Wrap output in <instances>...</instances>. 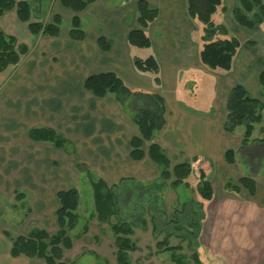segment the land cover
Listing matches in <instances>:
<instances>
[{"label":"crops","instance_id":"1","mask_svg":"<svg viewBox=\"0 0 264 264\" xmlns=\"http://www.w3.org/2000/svg\"><path fill=\"white\" fill-rule=\"evenodd\" d=\"M137 1L95 0L88 5L77 15L83 41L69 38L74 14L61 5L53 12L60 21L57 37L31 36L27 25L18 22L15 10L0 18V29L20 45L25 41L28 48L17 66L0 73V196L12 197L17 192L23 196L17 204L28 203V211L22 213L26 235L33 229L53 235L58 230L56 194L77 187L80 180L114 186L159 179V168L148 157L150 144H144L141 161L131 158V141L138 137L131 120V99L122 106L114 95L99 99L84 89L88 77L112 73L130 90L153 92L163 98L165 125L153 143L161 148L171 168L175 166L172 159L176 165L189 163L194 171L204 163L211 166L208 179L213 197L203 205L204 219L197 240L200 263L264 264V166L245 176L241 155L245 149L246 155L252 156L261 151L257 141L261 139L254 137L253 143L243 148L242 136L223 129L225 99L232 87L242 85L251 94L248 86L253 82L263 91L257 81L264 64L263 26L246 30L234 22L231 11L239 0H225V13L217 10L212 19L224 25L240 47L227 77L217 82L209 78L206 93L216 90L222 95L221 109L198 112L180 106L178 97L184 91L182 86L195 79L194 73H187L194 67L187 65L192 57L188 58L186 45L192 46L195 40L199 63L202 26L188 17L187 0H142L158 12L146 29L151 42L148 54L159 66L160 85L156 88L153 76L135 69L133 57H139L141 50L130 47L127 40L136 27ZM100 37L110 42L109 52L99 49ZM261 127L260 123L255 130L262 131ZM33 130L52 132L61 140L60 146H56V138L54 142L32 139ZM229 150L235 152L233 165L224 159ZM244 177L254 181L253 195L241 187L236 192L225 189L228 181L239 185ZM193 178L196 191L198 180ZM4 201L0 198V218ZM175 203L182 205L178 200ZM5 246L0 251V264H40L24 257L12 258L11 241Z\"/></svg>","mask_w":264,"mask_h":264},{"label":"trees","instance_id":"2","mask_svg":"<svg viewBox=\"0 0 264 264\" xmlns=\"http://www.w3.org/2000/svg\"><path fill=\"white\" fill-rule=\"evenodd\" d=\"M225 0H187V15L192 20H197L202 26V36L200 38L201 48L198 53L200 65L209 72L222 71L228 73L232 70L233 62L239 50L240 43L234 37L228 36L227 28L222 24H216L212 17L220 8L225 13ZM62 8L73 13L70 20L69 38L72 41H83L84 32L81 29L78 14L85 8L94 3L95 0H59ZM15 10L18 22L26 24L29 34L33 37L47 36L57 37L59 35L58 18L54 17L52 23L43 24L31 22L33 15L32 2L16 0H0V18L7 12ZM136 27L128 35L130 47L138 50L148 51L151 42L146 34V29L158 17L156 9L150 8L144 1H137L136 6ZM234 22L246 29L252 30L257 26H263L264 35V3L262 0H239V5L231 11ZM99 49L107 53L110 51L111 44L104 37L97 41ZM28 48L17 43L12 36L6 35L0 29V73L10 66H17L23 55H26ZM133 65L140 73L153 76L154 86L160 85L159 66L156 59L151 55L145 58L133 57ZM258 75V85L264 89V64ZM199 79L196 75H192ZM191 76V77H192ZM194 79V80H195ZM196 81V80H195ZM200 86L201 83H199ZM84 89L96 98L102 99L109 95H114L120 105H124L128 99L132 101L131 120L138 130V137L131 141V158L134 161H141L144 157L142 148L145 143L150 144L148 157L159 168V179L170 182L172 188L187 185L186 181L190 176L196 177V193L199 202H192L183 207L186 212L192 213L190 223L183 224L179 229H184L185 236L183 241L192 242L194 252L192 259L195 264H201L196 252L198 248V236L201 222L204 219L203 203L209 202L213 197V188L208 175L211 166L204 163L197 167L195 171L189 163H181L170 167V162L163 154L161 148L153 143L155 135L160 132L165 125V105L163 98L153 92H145L128 89L124 83L114 74L105 73L88 77L84 82ZM264 104L259 98L253 97L242 85L232 87L225 99V119L223 129L228 134H233L237 128H243L242 146L243 148L252 142L255 127L262 121V111ZM31 137L34 140L55 141V135L46 130H33ZM57 139V138H56ZM258 144L263 145L264 140H257ZM61 140L57 139L56 146H60ZM260 154V152H259ZM225 162L229 165L235 163V152L227 151L224 155ZM81 166L76 164L79 171ZM127 183L120 182L114 186H107L101 181L92 182V195L94 202V214L100 223H108L110 218L116 215V199L112 193L113 187ZM243 188L250 195L254 193L255 183L252 179L244 177L239 180V185L232 181L225 184V189L236 192L238 188ZM16 195V194H15ZM23 198L21 194L16 196L19 201ZM58 210L56 212L57 232L48 235L44 230L33 229L26 236H17L11 239L10 256L12 258L24 257L29 260H42L45 264H66L63 261V253L70 250L73 246L69 237L79 221V193L75 188L61 191L56 194ZM92 215V217L94 216ZM176 228V230H179ZM116 247L115 261L117 264H131L129 254L136 251V246L130 240L132 230L126 223L111 226ZM87 232L84 228L83 234ZM173 235L165 236L158 247L163 251L180 250V246L171 247L168 244ZM189 236L192 241H189ZM196 249V250H195Z\"/></svg>","mask_w":264,"mask_h":264},{"label":"rangeland","instance_id":"3","mask_svg":"<svg viewBox=\"0 0 264 264\" xmlns=\"http://www.w3.org/2000/svg\"><path fill=\"white\" fill-rule=\"evenodd\" d=\"M29 1L32 2L33 10L31 22L52 23V19L55 17L53 15L54 8L59 7V0ZM42 1L44 2L42 3ZM63 23L62 27L64 28ZM193 30V36H196V29ZM21 45L27 46L25 41H22ZM196 47L195 40L192 46L186 45V54L188 58L192 57L191 60H187V65L194 67L187 73H194L193 75L198 76L199 79H196V81L190 79L188 84L182 86L184 91L178 97V103L182 107L194 109L198 112L211 109L217 112L221 109L219 103L222 95L220 96L216 90H213V93L210 91L206 93L209 78L210 80L213 78L214 82H217L220 77H227L229 73L222 71L209 72L199 65L195 59ZM148 53L149 51L141 50L137 55L145 58L149 55ZM248 87H250L251 95L259 98L264 103V89L260 91L253 82ZM261 125L263 126V128L261 127L262 131L257 128L253 133L252 141L254 137L264 140V111L262 112ZM242 133L243 128H237L233 136L241 137ZM252 143L250 142L249 145ZM261 147V151L257 150L253 156L246 155V149L241 152L243 160L245 159L242 171L245 176L250 175L251 171L255 173L260 166H264V144ZM171 161L173 165H176L173 159ZM236 168L239 169L238 166ZM170 182L158 179L144 184L127 182L118 187H113L112 193L116 199V215L110 218L108 223H100L94 214L91 183L86 179L80 180L78 186L73 187L79 193L80 204L77 212L80 218L76 227L69 232L73 246L70 250L64 251L63 261L66 264H117L115 261L116 247L111 226L126 223L132 230L130 240L136 246V251L128 256L131 264H195L191 258L194 252L192 238L189 236L190 244H188V241L181 240L185 236V230L178 228V226L182 227L183 224L190 223V219L193 217L192 213L186 212L188 208L185 209L183 206L195 202L196 199L200 201L193 187L194 178L190 177L187 180L189 185H181L176 188H172ZM18 194L15 192L12 197L3 194L0 196L3 200L5 198V201L2 202L5 211L0 218V251L6 248L5 245L11 241V238L25 236L28 232L24 223H22V213L28 211L29 205H27L28 203L22 205L23 202L17 204L18 201L15 198ZM176 200L182 205L176 204ZM204 203L207 204V202ZM84 228H87L85 234H83ZM176 228L179 230H176ZM171 234L173 236L169 239L168 244L171 247L180 246L181 249L177 253L173 251L166 252L163 251L162 247H158L164 237ZM201 256L204 260V256L202 254ZM178 257L180 258L177 259ZM32 261L45 264L42 260Z\"/></svg>","mask_w":264,"mask_h":264}]
</instances>
